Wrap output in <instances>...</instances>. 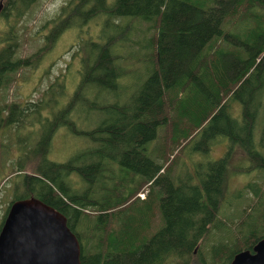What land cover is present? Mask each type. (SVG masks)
Here are the masks:
<instances>
[{
  "label": "trees",
  "instance_id": "obj_1",
  "mask_svg": "<svg viewBox=\"0 0 264 264\" xmlns=\"http://www.w3.org/2000/svg\"><path fill=\"white\" fill-rule=\"evenodd\" d=\"M37 1L0 0V193L13 190L0 229L14 200L35 196L67 216L82 264H202L200 246L232 198L234 152L247 156L242 172L264 167L254 141L264 0H68L43 24V46L23 56V20ZM70 28L78 70L40 97L6 99L18 72ZM123 42L150 48L128 55ZM128 61L143 64L139 78ZM64 125L85 144L51 159ZM222 141V155L203 159Z\"/></svg>",
  "mask_w": 264,
  "mask_h": 264
},
{
  "label": "rangeland",
  "instance_id": "obj_2",
  "mask_svg": "<svg viewBox=\"0 0 264 264\" xmlns=\"http://www.w3.org/2000/svg\"><path fill=\"white\" fill-rule=\"evenodd\" d=\"M67 2L68 0H38L33 5L31 13L27 14L23 20L25 30L19 51L21 55L31 54L43 46L45 34L48 32V27H43V24L57 15L61 7ZM96 24V22H92L88 29L96 32L98 29ZM237 26L242 35H248L252 29L251 24H238ZM76 36L77 31L75 29H67L38 66L22 68L18 72L17 80L10 87L6 99L25 101L40 97L56 75H60L61 72L68 74L78 70L80 64L76 53H74ZM146 45L147 43H145L144 48L133 47L129 42H123L120 47L125 54L143 56L144 52L150 48ZM149 63L146 60L145 67ZM125 67L132 72L130 76L133 80L143 74L142 63L133 65L131 61H128ZM76 78H78V74H76ZM75 82L72 81L68 86L70 90ZM258 100L260 106L254 127V141L261 147V152L264 155V84L258 95ZM29 132L24 131L23 133ZM52 141L53 146L49 152V157L55 160L69 158L85 144V139L73 134L65 125L59 127ZM225 149V143L223 141L218 142L213 145L212 154L205 155L203 159L211 158V155L219 157ZM246 160L247 156L240 149L236 150L231 158L229 193H231L230 197L232 198L221 207L217 220L211 226L200 246L199 258L202 264H230L231 256L238 249L252 248L253 245L246 247L247 244L253 241L256 243L262 238L261 235L264 230V167H256L249 172H242L238 165L246 162ZM12 192L13 190L8 186L0 193V214L4 212V208L11 200ZM140 194L145 196L142 192ZM170 264L176 263L171 262Z\"/></svg>",
  "mask_w": 264,
  "mask_h": 264
},
{
  "label": "water",
  "instance_id": "obj_3",
  "mask_svg": "<svg viewBox=\"0 0 264 264\" xmlns=\"http://www.w3.org/2000/svg\"><path fill=\"white\" fill-rule=\"evenodd\" d=\"M81 253L67 216L51 204L31 196L9 205L0 229V264H82ZM230 264H264V237L238 250Z\"/></svg>",
  "mask_w": 264,
  "mask_h": 264
},
{
  "label": "flooded vegetation",
  "instance_id": "obj_4",
  "mask_svg": "<svg viewBox=\"0 0 264 264\" xmlns=\"http://www.w3.org/2000/svg\"><path fill=\"white\" fill-rule=\"evenodd\" d=\"M254 245V244H253Z\"/></svg>",
  "mask_w": 264,
  "mask_h": 264
}]
</instances>
